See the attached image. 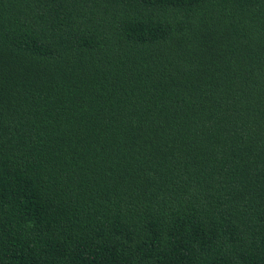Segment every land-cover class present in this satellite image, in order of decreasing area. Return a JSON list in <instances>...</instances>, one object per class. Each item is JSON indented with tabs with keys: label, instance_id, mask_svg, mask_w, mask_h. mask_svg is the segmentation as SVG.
<instances>
[{
	"label": "trees",
	"instance_id": "trees-1",
	"mask_svg": "<svg viewBox=\"0 0 264 264\" xmlns=\"http://www.w3.org/2000/svg\"><path fill=\"white\" fill-rule=\"evenodd\" d=\"M0 264H264V0H0Z\"/></svg>",
	"mask_w": 264,
	"mask_h": 264
}]
</instances>
